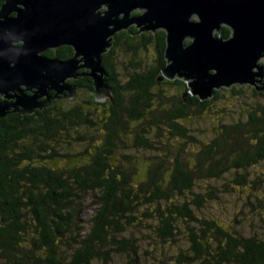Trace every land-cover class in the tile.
<instances>
[{
  "label": "trees",
  "instance_id": "trees-1",
  "mask_svg": "<svg viewBox=\"0 0 264 264\" xmlns=\"http://www.w3.org/2000/svg\"><path fill=\"white\" fill-rule=\"evenodd\" d=\"M222 33L230 35L225 27ZM161 35L153 64L131 62L133 72L124 80L113 61L118 41L103 55L112 100L96 101L85 78L80 86L89 93L83 102L88 107L66 109L61 103L0 117V264H109L116 257L135 264L142 253L134 234L140 232L157 247H171L185 236L190 264H264V227L261 235L242 236L198 217L217 198L213 188L195 192L199 183L217 182L229 172L242 178V171L264 161V103L244 110V118L217 124L207 142L197 141L183 123L210 113L222 89L200 101L182 80L158 81L166 65ZM129 46L135 56L138 47ZM63 48L68 52L58 48L46 55L70 57V48ZM261 88L264 100V79L256 87ZM81 130L96 135L83 136ZM164 133L180 147L156 145ZM72 143L82 150L58 152ZM186 145L199 147L192 163ZM167 148L143 173L126 154ZM57 161L66 167L55 166ZM87 201L95 210L84 225L79 214Z\"/></svg>",
  "mask_w": 264,
  "mask_h": 264
},
{
  "label": "water",
  "instance_id": "water-1",
  "mask_svg": "<svg viewBox=\"0 0 264 264\" xmlns=\"http://www.w3.org/2000/svg\"><path fill=\"white\" fill-rule=\"evenodd\" d=\"M132 25L164 31L166 65L158 81L182 80L200 101L222 88L255 87L264 77V0H5L0 96L6 101H0V117L11 109L31 115L50 106L48 91L71 99L76 89L66 81L81 69L89 71L94 99L112 100L103 55L114 36ZM223 26L229 38L221 36ZM63 46L73 50L70 59L44 55Z\"/></svg>",
  "mask_w": 264,
  "mask_h": 264
},
{
  "label": "rangeland",
  "instance_id": "rangeland-1",
  "mask_svg": "<svg viewBox=\"0 0 264 264\" xmlns=\"http://www.w3.org/2000/svg\"><path fill=\"white\" fill-rule=\"evenodd\" d=\"M160 30H157L158 32ZM149 33L150 35L156 34ZM123 36L117 47L114 48L113 61L118 77L121 80L126 79L133 71L130 63L133 61L138 62L142 68L152 65L155 59V45L156 41L148 42L144 47L138 48L133 56L132 49H128L127 44H133L134 38ZM152 37V36H150ZM189 41V40H186ZM127 43V44H126ZM259 63L264 65V58L259 60ZM259 83L255 84L258 87ZM235 87V95H232L230 89ZM230 88H222L221 100H215L211 103V112L204 114L201 118H192L183 123L185 127L189 129V135L195 138L199 142H207L215 132V127L219 123H230L246 117L244 110L250 106L258 103H264V100L258 95L259 92L253 85H234ZM163 91L167 88L162 87ZM160 90V89H159ZM170 96L169 92H167ZM89 93L86 91L79 92L76 96L62 103L64 108L68 109L75 105H84L83 102L88 100ZM88 107L87 105H84ZM244 108V109H243ZM223 110V113H219V110ZM219 113V114H218ZM99 118V117H98ZM98 120L97 118L95 119ZM80 135H87L93 137L96 135L93 131L81 130ZM154 133V132H153ZM165 137L159 138L156 145H168L166 147L176 150L180 147V143L174 139L173 141L168 139V134L164 133ZM74 136H76L74 134ZM98 142V141H97ZM168 148L163 151H157L153 153H147L145 151H131L126 152L132 157L133 167L137 171L143 173L146 167L151 163L154 156H162L168 153ZM199 147L194 145H186L185 150L190 155L186 156L187 161L192 163V157ZM81 147L72 143V145L63 146V149H59V153L71 152L72 154L77 151H81ZM122 154V153H121ZM55 166L61 168L66 167L65 162L57 161ZM235 172H229L223 175L217 182L212 183H199L195 192L203 193L210 188H213V192L217 200H211L203 208V212H197L198 217H206L214 219L221 227L230 228L233 232H237L242 236H252L255 234L261 235L264 227V161L257 165L248 167L245 172L242 171L244 177L238 178ZM238 178V180L236 179ZM244 181L243 184H236V182ZM95 206L88 201L80 207L81 213L79 219L86 222L94 215ZM144 232L134 234L138 237V246L141 248V257L135 264H190V253L187 252L188 242L185 236H182L181 241L177 244L167 246H154L149 244V240L145 239ZM180 255L186 256L187 259H181ZM175 256V257H174ZM129 259L123 257L113 258L109 264H129ZM194 264V263H193Z\"/></svg>",
  "mask_w": 264,
  "mask_h": 264
},
{
  "label": "flooded vegetation",
  "instance_id": "flooded-vegetation-1",
  "mask_svg": "<svg viewBox=\"0 0 264 264\" xmlns=\"http://www.w3.org/2000/svg\"><path fill=\"white\" fill-rule=\"evenodd\" d=\"M138 14H140V12L139 11H135L134 13H133V15H138ZM223 27H225V28H228V27H226V26H223ZM229 29V28H228ZM157 31V30H156ZM156 31H154V32H156ZM154 32H151V33H154ZM150 32H146V31H139V29L135 26V25H132V26H130L127 30H123V31H121V32H119V33H117L115 36H114V40H113V42H112V45H111V47L114 45V43L116 44V42L118 41V44H119V42H120V40L123 38V36L125 37V36H127L128 34H129V38L131 39V38H134V40H135V42L133 43V44H127V48L128 47H130L129 45H132V46H134V47H138V48H141V47H144V45L146 44V43H148V39H149V37L150 36H152L151 38L152 39H154L155 41H156V45H155V50L157 49V45L159 44V42L160 41H162V33L164 34V37H165V33H164V31L163 30H160V31H158V32H156V34H153V35H150L149 34ZM229 34L231 35V31L229 30ZM223 35V33H222V31H221V36ZM230 35L228 36V37H225V38H229L230 37ZM151 41H153V40H151ZM164 41H165V39H164ZM189 43V41H186V44H188ZM63 47H68V46H63ZM63 47H60L62 50H61V52H65V53H67L68 52V49H66V48H63ZM110 47V48H111ZM68 48H70V47H68ZM109 48V49H110ZM58 49V48H57ZM54 50H56V49H52V51H54ZM70 50H71V53H70V57H68V58H65V59H63V60H66V59H70L71 57H72V55H73V50L70 48ZM47 52V51H46ZM46 52L44 53V55L46 56V57H49V56H47L46 55ZM70 52V51H69ZM108 52V51H107ZM64 53V54H65ZM106 54V53H105ZM155 57H156V53H155ZM49 58H52V59H59L58 57H55V56H53V57H49ZM59 60H62V59H59ZM89 71H87V70H84V69H81V70H78L77 71V77L76 78H71V79H68L66 82H67V84H69V85H71V86H74L75 87V89H76V91H75V94H74V96H76L79 92H82V91H86L82 86H80V85H82V82L85 80V78H87V79H90L89 77H87L85 74L86 73H88ZM263 79H264V77H263ZM262 79V80H263ZM91 80V79H90ZM91 83H92V81H91ZM48 93V95L50 96V97H53V99H51V101H50V106H48V107H44V108H42L41 110H39V109H36L35 111H34V113H36L37 111L38 112H44V111H46V109H48V108H52L53 106H55V107H57V105L58 104H61V103H63V102H65L66 100H69V98H65L64 96H61V95H55V92L54 91H48L47 92ZM25 94L26 95H30V92H25ZM10 95V94H9ZM45 98H41V99H39L38 101H43ZM0 101H6V99L4 98V97H2V96H0ZM9 102H12L13 100H11V99H9L8 100ZM9 114H19V113H14V112H12V109L10 110V112L7 114V115H9ZM6 115V116H7ZM21 115V114H20Z\"/></svg>",
  "mask_w": 264,
  "mask_h": 264
}]
</instances>
